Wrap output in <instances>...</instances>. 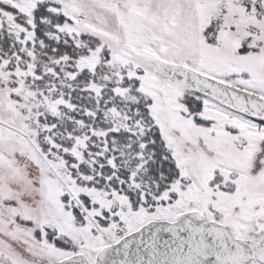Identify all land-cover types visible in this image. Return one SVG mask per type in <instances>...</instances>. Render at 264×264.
<instances>
[{
	"label": "snow or ice",
	"instance_id": "6c2138e0",
	"mask_svg": "<svg viewBox=\"0 0 264 264\" xmlns=\"http://www.w3.org/2000/svg\"><path fill=\"white\" fill-rule=\"evenodd\" d=\"M0 264H264V0H0Z\"/></svg>",
	"mask_w": 264,
	"mask_h": 264
}]
</instances>
